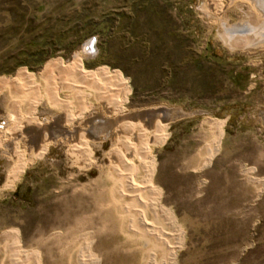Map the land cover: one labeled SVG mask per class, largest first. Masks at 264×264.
<instances>
[{
  "label": "rangeland",
  "instance_id": "rangeland-1",
  "mask_svg": "<svg viewBox=\"0 0 264 264\" xmlns=\"http://www.w3.org/2000/svg\"><path fill=\"white\" fill-rule=\"evenodd\" d=\"M236 1L0 0V81L24 71L35 85L0 88V264L160 261L140 237L104 229L99 242L95 211L112 153L131 158L124 138L139 143L138 128L151 143L159 108L208 113L161 125L149 146L151 183L180 232L173 264H264V47L221 40L222 24L260 26ZM88 40L94 56L82 53ZM56 60L116 72L127 94L43 80Z\"/></svg>",
  "mask_w": 264,
  "mask_h": 264
},
{
  "label": "bare ground",
  "instance_id": "bare-ground-1",
  "mask_svg": "<svg viewBox=\"0 0 264 264\" xmlns=\"http://www.w3.org/2000/svg\"><path fill=\"white\" fill-rule=\"evenodd\" d=\"M229 1L233 2L236 0ZM240 1L246 3L248 9L250 8V10L256 14L255 17L261 21L260 26L258 27L257 25V28H250L245 22H239V24L230 27L222 24L224 33L221 35V40L231 48L236 45H241L243 50L262 48L264 47V0ZM222 21L225 20L222 19ZM81 50L82 53H91V56H94L96 53L94 40L86 41L82 45ZM57 70L63 77L70 76L81 81V84L85 83L87 87L97 92L95 94L96 96L102 94L106 86H112L115 90H118L119 93L116 91L117 97H123L127 94L125 80L116 72L108 73L105 72L103 68H99L92 73H86L78 67L76 60H74L72 64L66 65H62L56 60L46 64L42 72L49 78L53 75V72L55 73ZM15 87H35L32 76L29 73L20 71L13 79H3L0 81V88L2 89L13 90ZM116 102H118L115 104L117 107L121 101L116 98ZM157 112L159 113L158 124L160 126L165 123L174 122L180 117H183L186 113L175 108H159L158 110H152L151 113L156 114ZM137 115L140 114L137 113ZM160 126L154 125L155 134L151 143L141 138V130L139 128L137 130V135L140 136L139 139H141L139 143L132 145L131 142H127V137L124 138V147L128 152L127 156H131V158H124L118 151L112 153L111 171L107 173V178L112 181L113 185L111 188L107 189L108 200H105L104 195L101 193L95 196V211L97 215L96 236L99 242L102 238L101 234L103 230L109 229L111 233L120 231L124 237V242H128L132 237H140L145 240V243L158 246L164 255L163 258L156 262L153 257L154 254L152 253L153 255L151 258H149L148 261L145 260L143 264H173L175 253L177 249H179L178 242L180 232L176 228L172 216L160 205L158 191L151 183V152L149 146L161 142L162 136ZM129 130L132 132L133 128L131 127ZM217 131L218 136H220L219 123L217 124ZM212 151H215V149ZM39 154L38 152L37 156ZM209 156H211V152ZM134 159L137 160V164H134ZM259 159H261V157ZM22 169L23 165L20 164V166L10 171L6 188L12 186ZM105 205H108L109 209L103 210L102 207ZM13 235L12 242L13 245L17 247L16 235Z\"/></svg>",
  "mask_w": 264,
  "mask_h": 264
},
{
  "label": "crops",
  "instance_id": "crops-1",
  "mask_svg": "<svg viewBox=\"0 0 264 264\" xmlns=\"http://www.w3.org/2000/svg\"><path fill=\"white\" fill-rule=\"evenodd\" d=\"M65 63H67V62H65ZM43 68H44V67H43ZM42 70H43V69H42ZM42 70H41V73H40V77H41L43 80L47 81L48 78L44 75V73L42 72ZM53 74H54V75L57 74V75H59V76L61 75L60 72H58V70L55 71V73L53 72ZM15 76H16V75H15ZM15 76H14V77H15ZM31 76H32V79H33V81H34V76H33V74H31ZM61 76H62V75H61ZM14 77H13V78H14ZM69 77H70V76H69ZM13 78H12V79H13ZM70 78H73V77H70ZM73 79H74L75 81H79L78 79H75V78H73ZM76 83H77V82H76ZM74 85H75V84H74ZM75 87H79V85L76 84ZM57 89H58L57 87L54 88V90H53V88L51 89V93H50V95L48 94V95L50 96L51 99H54V97L56 98V96H57V91H58ZM8 90H9V89H8ZM14 90H16V87H15V89H13V91H14ZM52 90H53V94H52ZM9 91L11 92L12 90H9ZM55 101H56V100H55ZM36 105H37V103H34V106H36ZM53 105L56 106V107H60V105L58 104L57 101H56V104H53ZM39 153H43V151H39ZM37 154H38V153H37Z\"/></svg>",
  "mask_w": 264,
  "mask_h": 264
},
{
  "label": "water",
  "instance_id": "water-1",
  "mask_svg": "<svg viewBox=\"0 0 264 264\" xmlns=\"http://www.w3.org/2000/svg\"><path fill=\"white\" fill-rule=\"evenodd\" d=\"M207 114H208L207 112L200 111V110H195V111H192V112H186L183 117H180L177 120L184 119V118H190V117H194V116L207 115Z\"/></svg>",
  "mask_w": 264,
  "mask_h": 264
}]
</instances>
